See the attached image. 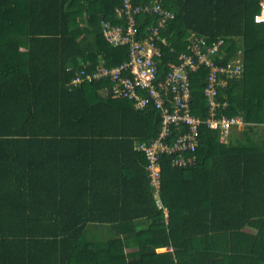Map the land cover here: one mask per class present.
<instances>
[{
	"label": "trees",
	"instance_id": "obj_1",
	"mask_svg": "<svg viewBox=\"0 0 264 264\" xmlns=\"http://www.w3.org/2000/svg\"><path fill=\"white\" fill-rule=\"evenodd\" d=\"M158 2L174 12L162 30L160 74L192 32L223 39L216 61L240 50L243 72L219 89V110L249 125L221 142L220 130L202 123L186 167L161 151L157 188L139 147L162 130L154 99L137 107L114 97L106 78L67 85L83 63L92 70L127 59L128 47L110 44L101 27L125 24L114 12L122 0H0V264H264V132L253 134L264 124L260 0ZM135 18L139 36L157 21L153 12ZM207 71L189 74V109L203 119ZM183 127L169 122L162 142L172 145ZM163 245L172 250H155Z\"/></svg>",
	"mask_w": 264,
	"mask_h": 264
},
{
	"label": "built area",
	"instance_id": "obj_2",
	"mask_svg": "<svg viewBox=\"0 0 264 264\" xmlns=\"http://www.w3.org/2000/svg\"><path fill=\"white\" fill-rule=\"evenodd\" d=\"M114 12L118 18L125 20V24L101 20L102 34L112 45H126L128 47L127 59L112 67L99 62L92 70L86 69V66L74 70L67 82L68 89L86 81L108 77L111 81L110 90L114 97L132 98L137 107L145 106L150 98L154 99L156 106L161 108L162 130L159 137L149 143L141 141L139 147L145 152L146 168L151 182L158 187L159 153L161 151L170 154L173 165L184 166L192 163L196 157L195 149L199 142L201 122L208 127L218 128L222 139L225 138L232 125L239 122L238 117L220 112L225 103L218 99L217 93L219 89L226 86L228 79L242 75L241 51L238 50L234 56L224 62H218L215 57L219 54L223 39L219 38L209 43L203 35L196 36L192 32L188 37L187 51L179 53L176 63H168V69L164 75H161L158 63L162 55V46L169 45L162 30L174 17V12L162 6L158 0H155L151 6L134 4L132 0H122V3L115 7ZM140 12H153L157 18L155 24L147 27L143 36H139L135 21L136 14ZM253 18L257 22L264 21V0H260L259 9ZM170 50H172L171 47ZM201 65H205L208 69L203 92L210 106L208 115L204 119L189 113V74ZM143 92H147L148 95L144 96ZM166 92H170L172 110L164 104ZM171 121L175 122L179 128L180 122L184 121L186 127H183L184 130L172 141V145H169L162 142L161 138L168 132L166 125Z\"/></svg>",
	"mask_w": 264,
	"mask_h": 264
},
{
	"label": "rangeland",
	"instance_id": "obj_3",
	"mask_svg": "<svg viewBox=\"0 0 264 264\" xmlns=\"http://www.w3.org/2000/svg\"><path fill=\"white\" fill-rule=\"evenodd\" d=\"M249 124L245 125L243 120L239 118V122H237V126L231 128L230 133L227 136V139H231L232 135L236 134V136H240L241 132L248 126ZM252 125V124H251ZM254 137H260L261 133L264 132V124H254ZM243 230L252 232L255 231L254 228L251 226H245Z\"/></svg>",
	"mask_w": 264,
	"mask_h": 264
},
{
	"label": "clouds",
	"instance_id": "obj_4",
	"mask_svg": "<svg viewBox=\"0 0 264 264\" xmlns=\"http://www.w3.org/2000/svg\"><path fill=\"white\" fill-rule=\"evenodd\" d=\"M105 38V37H104ZM188 40V39H187ZM186 51H187V49H186ZM221 53H220V51H219V54L218 55H220ZM179 55V54H178ZM217 55V56H218ZM241 57H242V55H241ZM216 58V57H215ZM243 60V59H242ZM178 61V60H177ZM176 61V62H177ZM100 62V61H99ZM98 62V63H99ZM176 62H173V63H176ZM172 63V62H171ZM83 66H86V64L85 63H83V65H82V67ZM81 67V68H82ZM108 67V66H107ZM67 69H70V67H68ZM80 69V68H79ZM77 70V69H76ZM242 76V75H241ZM240 76V77H241ZM239 78V77H238ZM103 79V78H102ZM106 79H108V80H110L108 77H106ZM206 79V78H205ZM230 79H235V77H233V78H230ZM95 80H101V79H95ZM95 80H92V81H86V82H93V81H95ZM69 81V80H68ZM228 81H229V79H228ZM86 82H83V83H86ZM83 83H81V84H83ZM80 84V85H81ZM227 85V84H226ZM79 86V85H78ZM77 87V86H76ZM190 95H191V91H190ZM207 98V97H206ZM190 101V100H189ZM207 103H208V100H207ZM209 103H208V109H209ZM189 113L191 114V115H193V116H196L195 114H193V113H191V111H190V109H189ZM229 116V115H228ZM232 116H236V117H238V118H241V116H239V115H232ZM196 117H199V116H196ZM206 118V117H205ZM201 119H203V118H201ZM202 123H204V122H201V124ZM180 124L181 125H183V124H185L184 123V121L183 122H180ZM201 124H199V126L201 125ZM205 124V123H204ZM245 124V123H244ZM206 125V124H205ZM207 126V125H206ZM234 126H237V123H235L234 125H232V127H234ZM208 127V126H207ZM231 127V128H232ZM211 128V127H210ZM231 128L229 129V131L227 132V134H226V136H225V138L224 139H222V137H221V131H220V140H221V142H228V139H227V136H228V134L230 133V130H231ZM211 129H217V130H219L218 128H211ZM199 140H200V138H199ZM198 145H199V142H198ZM197 145V146H198ZM197 148V147H196ZM195 155H196V149H195ZM195 160H196V157H195V159H194V161L192 162V163H194L195 162ZM192 163H187L186 165H184V166H177V165H173L172 164V161L170 160V164L172 165V166H174V167H180V168H182V167H186V166H188V165H190V164H192ZM147 165V164H146ZM161 168V167H160ZM146 170H147V168H146ZM148 171V170H147ZM159 183H160V177H159ZM159 186V185H158ZM158 188V187H157Z\"/></svg>",
	"mask_w": 264,
	"mask_h": 264
},
{
	"label": "crops",
	"instance_id": "obj_5",
	"mask_svg": "<svg viewBox=\"0 0 264 264\" xmlns=\"http://www.w3.org/2000/svg\"><path fill=\"white\" fill-rule=\"evenodd\" d=\"M147 226H144V228H146ZM143 238H145V236L143 237ZM149 239V238H148ZM130 240H134V239H130ZM140 241V240H139ZM130 247H128L127 249H129ZM155 250L157 251V252H163V251H168V250H172V246H170V245H168V246H158V247H156L155 248Z\"/></svg>",
	"mask_w": 264,
	"mask_h": 264
},
{
	"label": "bare ground",
	"instance_id": "obj_6",
	"mask_svg": "<svg viewBox=\"0 0 264 264\" xmlns=\"http://www.w3.org/2000/svg\"><path fill=\"white\" fill-rule=\"evenodd\" d=\"M14 5V4H13ZM71 11V10H70ZM44 12V11H43ZM83 13V12H82ZM90 20V19H89ZM12 23V22H11ZM87 23H88V21H87ZM153 23V22H152ZM155 24V23H154ZM12 25V24H11ZM1 27V26H0ZM14 66V65H13ZM3 67V66H2ZM240 81V80H239ZM95 87V86H94ZM85 93H87V92H85ZM82 94V93H81ZM88 94V93H87ZM196 95V94H195ZM263 98V97H262ZM261 98V99H262ZM102 99H103V97H102ZM58 103V102H57ZM264 104V103H263ZM67 106V105H66ZM72 107V106H71ZM19 108V107H18ZM67 110V109H66ZM199 110V109H198ZM203 110V109H202ZM62 115V114H61ZM148 118H149V116H148ZM147 119V118H146ZM148 120V119H147ZM151 120V119H150ZM144 122V121H143ZM151 122V121H150ZM155 129V128H154ZM142 136V135H141ZM146 141V140H145ZM260 147V146H259ZM3 166V165H2ZM245 175V174H244ZM206 177V176H205ZM204 177V178H205ZM240 188V187H239ZM153 221V220H152ZM155 224H157V223H155ZM154 225V224H153ZM155 227V226H154ZM116 228V227H115ZM242 231V230H241ZM156 233V232H155ZM168 241V240H167ZM119 242V241H118ZM121 242V241H120ZM183 247V246H182ZM186 247V246H185ZM223 250V249H222ZM146 253V252H145ZM127 254H128V252H127ZM147 254V253H146ZM139 261V260H138ZM133 262V261H132ZM136 262V261H135ZM220 262V261H219ZM233 263V262H232ZM133 264H134V262H133Z\"/></svg>",
	"mask_w": 264,
	"mask_h": 264
}]
</instances>
